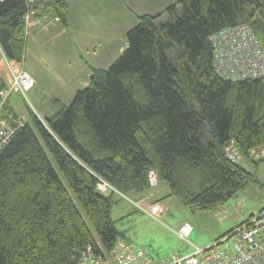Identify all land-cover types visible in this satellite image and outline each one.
I'll return each mask as SVG.
<instances>
[{
  "label": "trees",
  "instance_id": "16d2710c",
  "mask_svg": "<svg viewBox=\"0 0 264 264\" xmlns=\"http://www.w3.org/2000/svg\"><path fill=\"white\" fill-rule=\"evenodd\" d=\"M50 6L66 23L67 0ZM25 10L24 0H0V48L17 61ZM137 19L127 47L91 67L69 104L53 98L42 119L28 108L0 146V264H76L88 246L110 250L123 236L106 193L162 180L190 211L213 212L255 179L236 158L264 143V79L222 78L209 36L247 24L264 48V0H175Z\"/></svg>",
  "mask_w": 264,
  "mask_h": 264
},
{
  "label": "rangeland",
  "instance_id": "374dc122",
  "mask_svg": "<svg viewBox=\"0 0 264 264\" xmlns=\"http://www.w3.org/2000/svg\"><path fill=\"white\" fill-rule=\"evenodd\" d=\"M174 2L175 0L168 2V5ZM125 34L126 32L124 33L126 39ZM33 36L34 33L32 32L26 37L25 60L20 63L26 72L31 76L37 75L40 81L35 84L34 80L35 87L33 85L26 92L24 98L26 104L30 107H34L35 102V106L40 109L38 111L43 116L44 112L49 114L55 111V107L51 103L53 98H57L65 104L71 102L73 97L70 99V96L73 92L61 90V84L69 75L76 73V77L88 79L89 76L87 75L89 74L87 71L79 72L77 66L79 60L82 62V59H86L89 52L85 50L76 51L77 55H81L82 58H75V52L66 50L59 42H53L52 44L44 41L42 45H38L32 41ZM2 55L0 48L1 60ZM99 55L103 54L98 50L97 56ZM98 59H101V57ZM91 61L92 59H90ZM102 61L106 63V61ZM110 63L103 64L104 68H107ZM1 65L5 73V65L2 62ZM2 78L5 77L2 76ZM81 86L82 84L75 85L74 91L76 92L82 88ZM19 108L21 109L20 113L26 115L23 108ZM24 118L21 119L24 121ZM50 159L52 163H55L51 156ZM236 161L254 175L255 179H248L235 196L226 204L219 205V207L222 206L221 209L226 206L230 207L229 209L226 207L225 213H219V209H215V212L190 211V209L179 203L175 197L168 196L169 187L165 181L160 180L157 187L146 188L143 190L144 192H137L133 188H123L121 191L115 190L112 193H106L111 201L110 217L120 235L129 238L136 248L148 249L155 262L165 258L166 254L164 253L168 251L170 254L172 252L186 253L192 251L194 245L204 247L248 218L250 213H255V210L264 206V201H262L264 197V161L254 164L245 154L242 157H237ZM146 192H156L157 195L153 197L154 194H152L150 197H145L146 200L143 201L141 198L146 195ZM241 198L244 199V204L241 211H236L231 205ZM134 201L139 202L142 208L160 219L163 225L157 223L159 220L154 221L155 219H151L145 210L136 208ZM161 202L165 204V209L158 212L162 205ZM178 220L188 222L193 226V231L187 237L188 240L180 238L165 226L175 227V221Z\"/></svg>",
  "mask_w": 264,
  "mask_h": 264
},
{
  "label": "built area",
  "instance_id": "2783aa9c",
  "mask_svg": "<svg viewBox=\"0 0 264 264\" xmlns=\"http://www.w3.org/2000/svg\"><path fill=\"white\" fill-rule=\"evenodd\" d=\"M55 1L24 0L26 5L23 17L25 39L35 29L44 28L46 23L60 20L57 15H49L46 11L52 9L50 3ZM209 41L213 50L215 71L222 78L264 79V48L247 24L222 28L211 34ZM21 61L2 55L1 62L5 65V73L0 69V146L8 142L16 128V125L9 124L2 117L3 105L9 100L11 94L18 93L25 96L34 85V79L22 68ZM2 76L5 78L3 79ZM17 123L22 124L23 120L18 119ZM237 150L233 141L226 147L230 157H234L238 153ZM248 153L252 159L264 157V143L250 149ZM156 181V174L150 170V185H155ZM98 188L105 192L111 189V186L101 179ZM243 204L244 199L241 198L231 207L241 211ZM134 205L147 212L139 202L134 201ZM226 207L221 209L217 206L215 209H219V213H225ZM192 231L193 226L183 222L175 230V234L188 240L187 237ZM76 264H264V206L212 243L204 247L194 245V249L185 254H171L155 262L147 249L136 248L128 239L120 237L115 245L103 254H97L89 246L86 247L80 253Z\"/></svg>",
  "mask_w": 264,
  "mask_h": 264
},
{
  "label": "crops",
  "instance_id": "0c3cea01",
  "mask_svg": "<svg viewBox=\"0 0 264 264\" xmlns=\"http://www.w3.org/2000/svg\"><path fill=\"white\" fill-rule=\"evenodd\" d=\"M170 1L172 0H67V22L62 23L61 20H59L46 23V26L42 30H38L40 28H37L35 29L36 31H33L34 36L32 41L38 45H42L44 41L51 42L52 44L53 42H59L66 50L74 51L75 58H82L81 55H77L76 51L85 50L89 52L88 54L86 53L88 55L86 59H82V62L79 60L77 67L79 72L87 71L89 74L87 76H90L89 71L91 67L104 68L103 64L112 63L127 47L124 33L127 32L130 27H133L134 24L136 25V21L138 22L137 15L162 12ZM98 50L101 51L103 55L97 56ZM99 57H101V59H98ZM90 59H92L91 62ZM102 60L106 61V63H103ZM0 69L4 72L1 62ZM32 77L35 80V84L40 81L37 75ZM87 81L88 79L85 80L82 77L80 79L76 77V73H73L61 84V90L73 92L70 96L71 99L75 92L74 86L82 84L81 87L84 88L87 85ZM24 97L25 96L18 93L11 94L9 100L2 109L1 115L9 124L15 125L18 119L21 120V118L24 117L25 121L28 117V108L41 119L48 115V112H44L42 116V113L38 111L40 109L35 106V102L34 107L27 105ZM19 107L23 108L26 115L20 113L21 109ZM107 192H109V190H107ZM145 197L144 195L141 199L144 201L146 200ZM162 207L161 205L158 212L164 210ZM260 209L261 208L257 210L254 209L255 213ZM146 213H148L151 219H155L154 221L159 220L157 222L158 224L163 225L160 219L156 218L151 212L148 211ZM252 214H254V212L250 213V215ZM182 222L183 221L180 220L175 221V227L177 228ZM165 226L175 233V227ZM125 238L129 240V238ZM168 252L164 253L166 254L165 256L177 253L172 252L170 254ZM180 254H185V252H181Z\"/></svg>",
  "mask_w": 264,
  "mask_h": 264
},
{
  "label": "water",
  "instance_id": "95a60500",
  "mask_svg": "<svg viewBox=\"0 0 264 264\" xmlns=\"http://www.w3.org/2000/svg\"><path fill=\"white\" fill-rule=\"evenodd\" d=\"M87 86V85H86Z\"/></svg>",
  "mask_w": 264,
  "mask_h": 264
}]
</instances>
